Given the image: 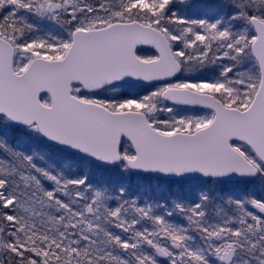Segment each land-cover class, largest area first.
<instances>
[{
    "label": "snow or ice",
    "instance_id": "1",
    "mask_svg": "<svg viewBox=\"0 0 264 264\" xmlns=\"http://www.w3.org/2000/svg\"><path fill=\"white\" fill-rule=\"evenodd\" d=\"M0 264H264V0H0Z\"/></svg>",
    "mask_w": 264,
    "mask_h": 264
}]
</instances>
